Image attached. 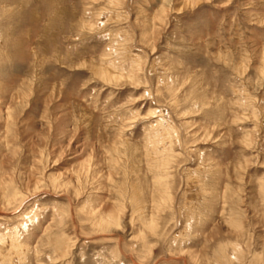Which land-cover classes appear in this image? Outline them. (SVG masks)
<instances>
[{"label":"rangeland","instance_id":"374dc122","mask_svg":"<svg viewBox=\"0 0 264 264\" xmlns=\"http://www.w3.org/2000/svg\"><path fill=\"white\" fill-rule=\"evenodd\" d=\"M0 264H264V0H0Z\"/></svg>","mask_w":264,"mask_h":264}]
</instances>
